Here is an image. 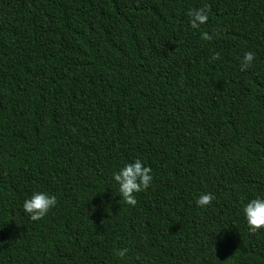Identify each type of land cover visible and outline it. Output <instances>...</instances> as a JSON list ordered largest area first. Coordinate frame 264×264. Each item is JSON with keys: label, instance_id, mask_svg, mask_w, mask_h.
<instances>
[{"label": "trees", "instance_id": "16d2710c", "mask_svg": "<svg viewBox=\"0 0 264 264\" xmlns=\"http://www.w3.org/2000/svg\"><path fill=\"white\" fill-rule=\"evenodd\" d=\"M137 158L131 206L112 175ZM37 191L57 204L32 221ZM256 197L264 0H0V264H264Z\"/></svg>", "mask_w": 264, "mask_h": 264}, {"label": "clouds", "instance_id": "9594fccd", "mask_svg": "<svg viewBox=\"0 0 264 264\" xmlns=\"http://www.w3.org/2000/svg\"><path fill=\"white\" fill-rule=\"evenodd\" d=\"M209 11L210 6L207 5L199 9L191 10L188 13L191 27L196 29L199 28L200 25L207 23ZM205 38L211 39L210 36H206ZM218 57L219 53L214 54V58ZM255 58L254 52H245L240 69L244 71L250 68ZM112 179L119 186L118 192L123 201L128 205L135 206L137 200L134 194L150 187L153 180L152 169L145 166V164L137 158L133 162L124 164L122 168L114 172ZM214 199L215 196L212 193H201L195 203L197 206L203 208L211 204ZM56 204L57 197L55 195L37 191L23 201L22 207L32 221H39L43 219ZM242 212L251 233L255 234L259 230L264 229V198L256 197L250 199L244 204ZM127 252V248L115 250V254L120 258H123Z\"/></svg>", "mask_w": 264, "mask_h": 264}]
</instances>
